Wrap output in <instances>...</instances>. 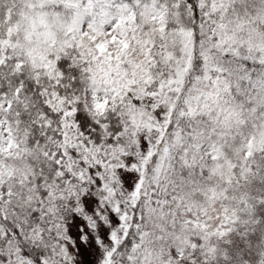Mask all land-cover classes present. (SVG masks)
Returning a JSON list of instances; mask_svg holds the SVG:
<instances>
[{
    "label": "snow or ice",
    "instance_id": "snow-or-ice-1",
    "mask_svg": "<svg viewBox=\"0 0 264 264\" xmlns=\"http://www.w3.org/2000/svg\"><path fill=\"white\" fill-rule=\"evenodd\" d=\"M257 158L264 0H0V264H224Z\"/></svg>",
    "mask_w": 264,
    "mask_h": 264
},
{
    "label": "rangeland",
    "instance_id": "rangeland-1",
    "mask_svg": "<svg viewBox=\"0 0 264 264\" xmlns=\"http://www.w3.org/2000/svg\"><path fill=\"white\" fill-rule=\"evenodd\" d=\"M252 163L256 165L253 174L234 187L231 192L233 198L224 202V206L236 210L239 221L233 225L234 231L230 236L223 241H215L220 254L227 252L229 255V260L224 264H246L244 254L264 253V220L259 224L255 223L258 217L253 207L258 198L264 197V158H257ZM241 200H246L248 206L242 207ZM244 234L241 247L239 237ZM228 241L232 243L228 244Z\"/></svg>",
    "mask_w": 264,
    "mask_h": 264
}]
</instances>
